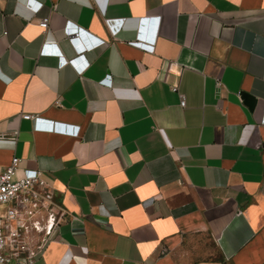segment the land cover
<instances>
[{"label": "crops", "instance_id": "0c3cea01", "mask_svg": "<svg viewBox=\"0 0 264 264\" xmlns=\"http://www.w3.org/2000/svg\"><path fill=\"white\" fill-rule=\"evenodd\" d=\"M28 1L0 0V170L66 211L31 264H264V0Z\"/></svg>", "mask_w": 264, "mask_h": 264}, {"label": "built area", "instance_id": "2783aa9c", "mask_svg": "<svg viewBox=\"0 0 264 264\" xmlns=\"http://www.w3.org/2000/svg\"><path fill=\"white\" fill-rule=\"evenodd\" d=\"M28 2L35 12L41 6V3L34 0ZM38 26L47 30L49 18H40ZM64 32L67 36L75 35L71 37L75 46L83 35V30L71 22H66ZM104 43L105 40L92 37L83 45V49H91ZM81 58L82 55L71 59L60 56V65L67 63L82 71L88 66V62L78 65ZM171 89L178 94L179 105L184 107V94L178 92L176 85H172ZM22 117L31 119L34 115L22 114ZM19 161L18 157H13L0 170V264L33 263L45 245L57 236L55 234L60 221L66 213L54 200L53 189L41 177L40 170H35L31 175L16 176Z\"/></svg>", "mask_w": 264, "mask_h": 264}]
</instances>
